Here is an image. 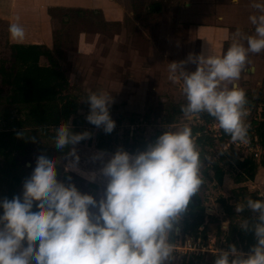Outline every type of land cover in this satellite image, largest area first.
I'll use <instances>...</instances> for the list:
<instances>
[{
	"label": "clouds",
	"instance_id": "1",
	"mask_svg": "<svg viewBox=\"0 0 264 264\" xmlns=\"http://www.w3.org/2000/svg\"><path fill=\"white\" fill-rule=\"evenodd\" d=\"M251 8L254 35L237 29L226 52L189 54L187 62L196 64L194 71L184 70L186 61H173L167 67V79L181 83L186 100L181 105L183 115L191 120L207 113L233 143L243 144L248 143V101L237 82L249 53L264 52V3L254 2ZM9 33L15 41L25 38L19 23H11ZM86 100L90 109L86 120L105 134L112 133V93L89 91ZM52 131L58 150L72 146L65 171L85 175L78 167L74 146L90 139L92 133L73 132L70 121L58 123ZM16 135L24 138L25 132ZM198 135L189 123H183L165 130L135 154L117 149L105 162L103 151L94 153L91 160L101 163L99 172L107 181L98 215L89 210L97 206L93 196L59 181V161L41 153L23 182L22 195L0 200V264H168L177 249L169 235L206 182ZM29 139L36 142L37 137ZM86 178L95 181L96 173H87ZM245 207L258 214V222L251 226L256 244L246 258L230 245L228 251H220L215 264H264V199L246 197L235 210L240 213ZM222 226L227 230V222ZM240 226L249 228L247 221Z\"/></svg>",
	"mask_w": 264,
	"mask_h": 264
},
{
	"label": "rangeland",
	"instance_id": "2",
	"mask_svg": "<svg viewBox=\"0 0 264 264\" xmlns=\"http://www.w3.org/2000/svg\"><path fill=\"white\" fill-rule=\"evenodd\" d=\"M176 1L103 0L99 7L93 5L90 8L82 5L90 0H0V68L4 65L8 71V74L0 73V128L7 127L12 118L18 116L17 109L23 108L8 101L13 92L12 73L17 67L12 46L14 43L39 40L44 42L42 46L50 51L56 68L68 80L64 92L74 96L80 104L79 113L85 123L74 128L73 132L88 130L92 133L90 139L74 146L80 158L78 167L85 175L65 171V165L71 159L66 154L72 146L68 147L66 154L62 153L55 147L53 136L39 137L36 142L27 140L24 148L13 151L15 164L1 156L0 200L4 199L5 175L16 174L21 178L18 191L19 196L22 195L23 182L31 175L36 157L43 153L59 161V181L65 185L73 184L82 195L93 196L97 206H90L89 210L99 214L98 205L104 196L107 181L99 172L101 163L91 160L94 153L103 150L96 147L95 133L85 118L89 112L86 100L89 91L106 90L112 93L114 100L109 112L116 121L118 135L117 139L113 135L112 150L103 151L105 162L117 149H123L122 140L126 134L131 140L148 139L156 133L174 130L183 123H189L191 127L202 125L201 120H188L183 115L181 105L186 100L181 83L167 79L170 62L186 61L183 67L188 72L196 68L195 64L187 62L196 42L190 39L188 30L183 29L176 19L175 9L181 6ZM11 23H19L24 27L23 41L11 38ZM47 63L50 64L48 58L40 59V64ZM243 89L248 101L247 111L255 110L254 115H260L264 120V80L257 88ZM199 147L206 180L197 194L204 213L200 229L206 228V237H201L209 239L211 235L225 236L222 225L227 221L221 222L220 219H228L229 225L241 224L247 221L248 215L256 219L258 214L247 207L237 213L236 205L244 202L247 196L233 193L230 189L232 182L228 178L218 183L214 177V164L221 166L233 179L241 174V169L235 164L237 152L230 150L214 159V149L209 150L211 145ZM263 159L264 154L257 163L261 164ZM90 172L96 173L95 181L86 178ZM263 176L264 172L256 176L255 180ZM247 192L255 194L258 189H247ZM225 203L227 205L223 207ZM226 209L227 213H224ZM214 210L221 213L220 219L213 215ZM0 214H3L2 208ZM185 217L190 215L184 212L174 225L169 235L171 243L184 241L187 231L182 230V220ZM168 264H215V260L211 257L187 260L185 257L180 258L177 250H174L173 259Z\"/></svg>",
	"mask_w": 264,
	"mask_h": 264
},
{
	"label": "trees",
	"instance_id": "3",
	"mask_svg": "<svg viewBox=\"0 0 264 264\" xmlns=\"http://www.w3.org/2000/svg\"><path fill=\"white\" fill-rule=\"evenodd\" d=\"M158 8V7H157ZM13 56L17 63V67L13 70V92L9 96L8 101L17 106L22 105L23 108L17 109L18 116H14L8 123L7 127L0 128V157L6 158L11 163L15 162L13 151L20 150L25 147L30 136L39 137L54 136L52 129L60 122L70 121L72 131L80 125H84L85 120L79 113L80 104L74 96L64 92L68 85L65 74L56 68V62L49 50L40 44L35 43H14ZM41 55L46 56L50 60L49 65H40L39 58ZM8 74L7 69L3 65L0 73ZM205 122L214 120L207 113L202 114ZM43 129V134L41 133ZM262 143L264 144V120L259 122L258 127ZM24 131V138H17L16 133ZM94 131V130H93ZM193 134L197 136V144L201 146L212 145V138L204 132L202 125L195 124L192 127ZM96 147L103 151H111V142L113 135L117 139V130H113L110 134H105L103 130L94 131ZM160 133H156L150 138L129 139L127 134L122 140V147L130 154L146 149L149 143H154ZM227 135L223 133L221 141H224ZM36 139V140H37ZM68 147L62 153L66 154ZM15 164V163H14ZM235 164L241 169V174L236 178L240 182L245 179H253L256 174L258 164L252 157L246 156L240 160L235 158ZM264 166V159L261 161ZM214 177L218 183H222L224 171L221 166L214 164ZM21 178L16 174L5 175L3 198L9 200L14 195L19 196L18 184ZM233 193L259 199L255 194L247 192L244 187L232 189ZM223 202L225 200H222ZM185 217L182 220V230L189 232L194 237H206V228L200 229L204 222L203 208L197 195H194L188 205ZM36 211V208H33ZM249 228L247 230L241 228L237 223L229 225L227 240L234 243L246 242V246H250L254 242V232L252 225L258 222L256 219L247 216Z\"/></svg>",
	"mask_w": 264,
	"mask_h": 264
},
{
	"label": "crops",
	"instance_id": "4",
	"mask_svg": "<svg viewBox=\"0 0 264 264\" xmlns=\"http://www.w3.org/2000/svg\"><path fill=\"white\" fill-rule=\"evenodd\" d=\"M254 2L264 3V0H238V3H233L232 0H177L175 3L181 6L175 9L174 13L175 16L177 15L176 19L180 21V26L183 29L185 28L188 30L190 39L196 42V47L193 48L190 54L195 56L197 54L208 55L210 53L220 54L226 52L231 46L233 34L237 29H240L247 35H254L253 26L249 20V16L254 12L251 8ZM99 3L103 4V0H90L89 3L82 5L91 8L93 5L99 7ZM221 17L223 19H220ZM22 43L42 45L44 42L29 40ZM43 57L47 59L46 56L41 55L39 64L40 59ZM44 65H49V63ZM263 80L264 52L259 54L249 53L248 62L242 70L240 79L237 83L241 88H257L260 83H263ZM257 164L258 170H256L254 179L238 182L225 172L223 179L225 180V178H228L232 182L230 189L239 187H247L249 191H251V189H258V192L255 194L259 199H264V176L261 177V179H257V181L255 180L256 176L259 174L261 175V173L263 174L264 167L259 163ZM224 205H227V203L222 206L224 207ZM224 213H227V209L224 210ZM213 215L218 219L221 218V213H217L216 210L213 211ZM220 220L221 222L227 221V230H225L223 226L222 229L224 233L226 234L227 232L228 235L229 220Z\"/></svg>",
	"mask_w": 264,
	"mask_h": 264
},
{
	"label": "built area",
	"instance_id": "5",
	"mask_svg": "<svg viewBox=\"0 0 264 264\" xmlns=\"http://www.w3.org/2000/svg\"><path fill=\"white\" fill-rule=\"evenodd\" d=\"M90 110V109H89ZM255 110L248 111V115L246 117V122L249 125L248 128V143H233L230 139V137L227 135L224 139V141H221V138L223 137V130L218 128V125L214 120L205 122L203 120V117L200 116L199 120H201V123L204 127V132L208 134L212 138V145L209 147V150L212 151L214 149V156L213 158H219L221 154H224L225 152H228L230 150H233L237 152V158L242 160L246 156H250L255 160V162H258L257 160L261 158V156L264 154V144L262 143V138L260 136L258 125L259 121H262L263 118L261 116H256ZM110 117L114 120V118L111 116L112 114L109 112ZM115 122V129L117 124ZM87 123H89L87 121ZM91 128L94 131L102 130L98 129L95 126H93L91 123H89ZM202 229V228H201ZM185 234V233H184ZM225 236L217 237L216 235H211L209 239H204L201 236L194 237L189 232H187L184 236L185 239L182 242H179L176 245L177 252L179 253V257H185L187 260L189 259H207L208 257H211L212 260H216L219 256L220 251H228L230 245H234L236 249L245 254V257L250 252L251 247L256 244V238H254V242L250 246H246V242L243 243H234L233 241L227 240V232L224 234ZM233 257L230 256L229 259L231 260Z\"/></svg>",
	"mask_w": 264,
	"mask_h": 264
}]
</instances>
